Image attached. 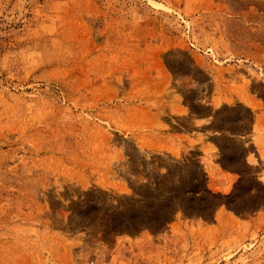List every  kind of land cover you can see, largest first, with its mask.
Here are the masks:
<instances>
[{"label": "rangeland", "instance_id": "rangeland-1", "mask_svg": "<svg viewBox=\"0 0 264 264\" xmlns=\"http://www.w3.org/2000/svg\"><path fill=\"white\" fill-rule=\"evenodd\" d=\"M0 264H264V0H0Z\"/></svg>", "mask_w": 264, "mask_h": 264}, {"label": "crops", "instance_id": "crops-1", "mask_svg": "<svg viewBox=\"0 0 264 264\" xmlns=\"http://www.w3.org/2000/svg\"><path fill=\"white\" fill-rule=\"evenodd\" d=\"M225 171H226V170H225ZM228 172L231 173V174L233 173V172H231V171H228ZM223 179H224V180L227 179L226 174H224ZM209 180H213V181H215V178L209 176Z\"/></svg>", "mask_w": 264, "mask_h": 264}]
</instances>
